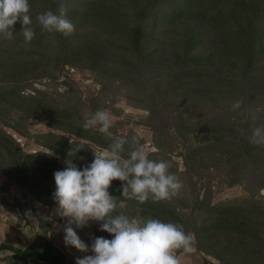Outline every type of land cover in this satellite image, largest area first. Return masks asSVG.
<instances>
[{
  "label": "trees",
  "instance_id": "obj_1",
  "mask_svg": "<svg viewBox=\"0 0 264 264\" xmlns=\"http://www.w3.org/2000/svg\"><path fill=\"white\" fill-rule=\"evenodd\" d=\"M193 13L216 32L210 53L198 51L207 38L205 30L188 28L174 48H156L165 34L164 26ZM82 16L97 24L99 36L83 38L79 43L80 37L69 31L82 21ZM19 17L34 22V31L51 38L56 64L82 63L94 70H112L124 82H134L137 75L146 85L154 82L155 71L164 70V79L169 80L168 93L211 107L214 101L222 103L239 89L243 95L248 94L251 102L264 96V84H255L251 76L260 67L264 69V0H0V30H9V40L13 39L11 48L0 50L1 81L8 85L4 91L6 101L17 111L11 118L14 122L20 118L22 126H10L11 122L1 115L0 120L48 151L26 153L16 139L0 128V157L10 164L11 171L2 165L0 168L19 186L24 199L33 196L50 209L47 216L52 223H60L71 185L83 189L89 201L99 205L103 219L98 234L104 233L107 238L102 240L98 235L94 244L101 264L106 252L121 254L117 260L125 261L120 260L119 264H167L163 250L180 254L191 235L199 253L220 263L264 264V203L252 191L255 181L264 176V133L256 128L252 131L249 122L240 126L232 108L224 110L222 106L214 113L203 126L211 135L209 142L187 150L186 170L181 175L194 180L202 178L205 171L211 174L210 166L204 165L205 157L222 153L227 156L218 158L219 163L227 160L229 164L243 165L242 170L236 166L230 169L235 176L230 183L235 184L237 177L242 176L240 181L248 185L250 197L213 205L198 193L193 195L191 206L179 208L170 194L166 195L167 184L160 185L156 166L149 161L130 160L119 141L74 120L67 110L58 108L39 91L26 95L18 88L28 79L30 67L48 61L45 54L36 58L34 49L41 47L32 43L23 30L16 34L10 31V23ZM113 40L122 43L120 52L112 48ZM226 68L228 72L223 73ZM239 78L247 82L242 88L235 84ZM0 107L9 108L1 100ZM166 107L156 103L146 108V123L154 130L156 140L157 124H163ZM40 114L55 120L47 122L55 129L67 131L63 125L77 126L70 132L82 140L71 141L55 132L32 135L26 122ZM89 141L122 160L101 158ZM156 147L162 150L160 144ZM258 187L257 191L264 189V183ZM16 201L12 204L2 197L0 204L18 216L21 201ZM55 208L59 211L52 214ZM32 212L38 214L36 210ZM37 217L40 229L45 228L44 234L53 235L52 223ZM23 219L29 225V218ZM130 222L137 226L128 237L126 248L113 249L111 234ZM5 252L13 264H28L30 259L43 264H69L66 254L49 241L40 249L35 244L21 249L2 242L0 253Z\"/></svg>",
  "mask_w": 264,
  "mask_h": 264
},
{
  "label": "rangeland",
  "instance_id": "obj_2",
  "mask_svg": "<svg viewBox=\"0 0 264 264\" xmlns=\"http://www.w3.org/2000/svg\"><path fill=\"white\" fill-rule=\"evenodd\" d=\"M80 14H83L81 10ZM34 24L35 23L32 21L27 19L24 20L19 17L15 18L12 23H10L11 27L9 28L10 31H13L15 34L18 33L19 29L23 30L32 43L41 47L34 49V52L37 53L36 58L45 54L48 60L37 62L34 67L32 66L29 68L31 72L28 79L18 85L19 89L24 90L23 93L26 95H34L39 91L44 98L51 101L54 105L58 106V108L67 110L68 114H70L74 120L87 123L95 130L105 132L111 138L119 141V144L123 145L122 151L130 160L136 161L140 159L143 163L149 161L153 166H156L157 178L161 181L160 185L165 186L167 184L166 195L170 194L172 201L179 208L191 206L193 195L198 193H200L202 199H210L213 205L238 198L250 197V192L247 189L248 185L240 181L243 179L242 176L237 177L239 181L235 184L230 183L235 177L230 169L236 166L237 169L242 170L244 168L243 165H240V163H237L238 165L233 163L229 164L227 160H222V162L220 161L219 163L217 160L218 158L227 156H221L223 155L222 153H210L205 157L204 165L205 167L207 165L210 166L211 174L205 171L202 173V178L190 180L183 177L181 173L186 170L184 156L187 150L209 142L211 135L204 131V122L213 118L218 110L222 109V106H225L224 110L232 108L234 112H232L234 115L233 117L239 119L240 123L238 124L240 126L246 125L249 122L252 131L256 128L257 132L263 134L264 96H259L257 100H252L251 102L248 94L243 95L242 91L239 89L234 92V95L228 97L225 101L223 100L222 103H219L220 101H214L212 106L215 105L217 107H210V105H204L203 102L198 104L190 103L180 96V94L175 95L172 92L168 93L167 87L169 86L167 83L169 80L164 79L167 76L164 70L155 71L152 74L154 82L146 85L144 80L142 81L139 79L140 77L137 75L133 78L134 82H124L119 79L118 76L113 75L112 72L114 73V71L112 70L109 72L94 70L82 63L66 66H63L61 63L56 64L53 61L55 53H53L54 45L51 38L42 36V32L34 31L32 29L36 26ZM96 25L97 24L92 20H88L82 16V21L76 22L69 32L72 33L73 36H79V43H81L83 42V38L89 40L90 38L99 36V30ZM187 28L188 30L193 29L195 31L205 30L207 38L198 51L202 54L210 53L212 50L211 45L216 37V32L213 31L211 26L201 21L194 13L189 14L187 18H182L178 22H172L164 26L163 30L165 34L162 35L160 41L157 42L156 48H174L175 43L182 38ZM6 31L7 29L0 30V33H4L0 34L1 51L11 48L12 46L10 42H12L13 39L9 40L12 34L9 30ZM9 33L11 35H7ZM6 36L7 38H5ZM113 41L114 42L111 41L113 45L112 48L120 52L122 43L118 40ZM227 70L228 68L222 69V72L226 73L228 72ZM251 76L252 82L255 84H264V82H262L264 81V69L261 67L252 73ZM144 77L147 78V76ZM1 80L2 78L0 75V100L5 102L6 106L8 105L10 109H7V107H0V115L3 116L5 120H8L9 123L11 122L10 126H14V124L22 126V120H20V118H15V122L12 119L17 111L15 107L6 101L4 91L8 85ZM236 82L235 84H237V86L240 84L241 88L243 84H247V82L244 83L241 78L237 79ZM156 103L167 106L162 119L163 124H157V126H159L157 140L154 130L146 123L147 117L149 116V112L146 108L154 107ZM5 109H7V111ZM3 122V120H0V128H4L8 134L16 139L26 153H35L39 151L48 152L33 139L18 134L16 130L5 125ZM47 122L55 123V120L40 114L37 115V117L29 118L26 124L32 135L55 132L63 134L71 141L82 140L81 137L70 132V129L75 130L77 126L73 128L70 125H63L67 130L64 131V129H55ZM88 144L92 147L95 154L101 158H118V156L102 149L93 142L89 141ZM156 144H160L162 150L158 149ZM118 159L122 160L121 158ZM0 165L4 166L5 170L11 171L10 164L1 157ZM262 183H264V176L263 179H257L255 181L252 185V191L255 194V198L264 203V189L257 191V188H259L258 185ZM2 197L7 198L12 204H16V200L22 201L24 199L22 190L19 186H17L14 180L9 179L0 168V199ZM72 203L80 204L83 208V213H81V215L78 216V214H74L76 218L73 216L74 220L77 222L73 233L77 236L81 235L83 239V241L78 244L82 246L80 243H88V241H91L94 246L98 235L101 236L102 240H106L107 237L104 233L98 234L100 230L99 224L103 222L100 211L97 208L99 205L91 203L87 197V193L83 189H79L75 184L71 185L67 207ZM0 207L3 208L1 204ZM202 207L206 208L205 206ZM40 210H42L43 213H48L50 209L43 205ZM40 210L38 209L36 212L38 213ZM187 210L190 211L191 208L189 207ZM57 211L59 210L55 208L52 214H56ZM6 212L10 221L16 222L19 227L22 226L24 219L20 215L16 216L8 211ZM37 215L39 216V214ZM37 215L31 212L30 216H32V220L35 222L36 226H39V217H37ZM70 221L72 222V220ZM29 222V225H25L31 227V218H29ZM136 226L137 224L130 222L117 227L109 238L112 248L115 250L125 249L128 244L127 239ZM44 229V227L40 229L42 234H44ZM31 232L34 237H32V239L20 237L23 244L18 242L19 247H24L28 244V242L24 243L23 239L24 241L34 240L35 242L41 240L40 237L35 236V230ZM54 235L55 233L53 231V235H49V242L55 243ZM188 245H194L196 247V240L193 235L186 241V247ZM94 248L97 252L98 248L95 246ZM164 252L167 254L168 249H164L163 254ZM9 256L7 252L0 253V264H13V260ZM121 256V254L106 252L104 259H102L104 261L102 264H119L118 261H125V258L117 260V258ZM84 260H86L87 264H93L90 259ZM19 264L23 263L21 262ZM28 264L42 263L30 259Z\"/></svg>",
  "mask_w": 264,
  "mask_h": 264
},
{
  "label": "crops",
  "instance_id": "obj_3",
  "mask_svg": "<svg viewBox=\"0 0 264 264\" xmlns=\"http://www.w3.org/2000/svg\"><path fill=\"white\" fill-rule=\"evenodd\" d=\"M42 207L43 204L39 203L33 196H28L21 201L18 215L22 218H31V227L25 225V220L23 221L22 226L19 227L16 222L10 221L7 212L0 207V242H6L21 249H25L30 244H35L40 249L45 242L50 240V236L49 234H42L39 226H36L35 222L32 220V216L30 215L33 210L38 211V209L40 210ZM82 209L83 208L80 204L72 203L64 211L62 222L60 223H52L47 216V212L43 213L42 210H40L38 214L41 218H44L52 223V229L55 233V243H53V245L66 254L69 264H87L84 259H90L93 264H99L100 257L95 251L92 242H82L80 243L82 246H80L78 243L83 241L81 235L77 236L73 233L75 224L77 225V222L74 220V214H78V216L81 215V213H83ZM70 220H72V222ZM32 230H35V236L40 237L41 240H39V242H35L34 240L24 241L23 239V242H28V244L24 247H19L18 242L22 243V239L20 237H28L30 239L34 237L31 232ZM163 255L167 258V264H223L212 257H205L203 254L198 252L194 245H188L180 254H176L174 251L168 250V253L166 254L164 252Z\"/></svg>",
  "mask_w": 264,
  "mask_h": 264
}]
</instances>
